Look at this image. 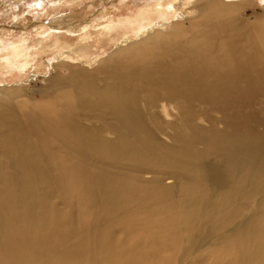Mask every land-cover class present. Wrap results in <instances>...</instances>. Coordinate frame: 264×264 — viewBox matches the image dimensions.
I'll list each match as a JSON object with an SVG mask.
<instances>
[{"label":"bare ground","instance_id":"bare-ground-1","mask_svg":"<svg viewBox=\"0 0 264 264\" xmlns=\"http://www.w3.org/2000/svg\"><path fill=\"white\" fill-rule=\"evenodd\" d=\"M126 1L82 41L93 23L60 13L0 27V76L45 52L105 67L53 106L0 103V264H264V24L244 12L264 0ZM137 37L148 56L110 66ZM64 176L94 227L51 201Z\"/></svg>","mask_w":264,"mask_h":264},{"label":"rangeland","instance_id":"rangeland-1","mask_svg":"<svg viewBox=\"0 0 264 264\" xmlns=\"http://www.w3.org/2000/svg\"><path fill=\"white\" fill-rule=\"evenodd\" d=\"M64 1L66 0H0V27L4 26V28H8V30H10V34H8L9 37L6 36V38L12 37L16 39L18 37H23V36L35 38V34L39 31L36 30L35 32V30L33 29L34 27L33 24L35 22H39V23L46 22L48 18L51 17V15L52 16L58 15L60 13L66 17H69L70 15L69 20L71 23H73L74 26H78L80 24H83L84 22L90 24L93 23L94 26L92 27V29H88L87 31H84V29H86L85 26L82 28V31H84L85 33L87 32L85 36L80 37V41H82L85 38H87V35L89 33L96 35L102 32V30H100V28H103L102 24L94 23V19L101 15V9L103 11L104 8H106L105 10H107L111 6L118 5V0L116 1L115 0H71L72 2L70 4H66L64 3ZM127 1L126 2L131 5H134L135 3L132 2L133 0H127ZM131 5L124 8L121 7L117 8L116 11L117 16L115 20H117L119 23L129 20L132 15L130 12L138 9V6H131ZM244 12L250 20L253 19V16L258 15L259 19H261L259 20V24H264V2H261L260 4L255 5L253 6V8L249 10H245ZM12 27H20V28L13 29ZM21 28H24L26 30L22 32ZM159 29L161 30V28H158L157 30L154 31H158ZM168 31H169L168 28H165V30H161L160 32L164 33ZM62 33L67 34L69 36L79 35V33L78 34H73L69 32L68 33L62 32ZM155 40L156 39H154V41ZM146 41H148L146 38L142 40L139 37H137L136 40L130 41L131 45L124 47V49L121 52L117 51L113 55H111L110 57L111 63L109 62L111 65L108 64V66L109 65L115 66L118 65V63L126 62L125 60L121 59V56H124V54L126 55L127 58H129V60L137 59L138 62L142 61L145 58V55L148 56L147 45L149 44L145 43ZM68 44L74 46V43H68ZM143 45H145L144 49H142ZM99 53L101 54V51H99ZM116 53L117 54L122 53V54H119L118 56H114ZM59 54L60 53L58 51H55L54 56H59ZM49 55L50 54L49 53L47 54V52L38 55L39 58H42L39 62L40 63L44 62V66H42V69L39 71H37L38 66L33 65L35 63H31V65L26 69L27 71L25 70L26 72L11 71V74L0 76V103L5 105L6 104L10 105L12 106V108L16 109L17 111H22L24 109L36 110L37 108H41L39 106H45V105L51 106L52 104L54 105L55 103H58L57 101L61 100L66 95L71 93L73 91V88L81 89L84 86V84L88 82V80H91L96 77H100L102 68H105L104 66L100 67V64L99 66L97 64L91 66L82 65V64L78 65L76 59L70 61V64H73L74 66L73 68H71L72 65L69 64L68 66H64L60 68L59 67L52 68L51 65L55 64L56 62L54 61V58L50 59ZM46 56H48L49 58L48 57H47L48 59L44 58ZM90 59H92V56L87 60ZM62 61L69 62L68 59H63ZM6 82H8V85L6 84ZM14 82H16L17 86L14 85ZM253 109H254L253 111H255L257 114L253 117V119L255 120L253 119L251 120V123H254L252 124V126L255 131L254 130L253 131L255 132V134L263 133L264 136V121H263L264 114H262L264 113V102L260 103V105L257 108H253ZM256 120L259 121L256 122ZM259 126H261V128ZM255 127H257L258 129L257 128L255 129ZM65 179H67L65 178V176L64 178L61 177L56 185L53 181V184L57 186L56 188L57 195L53 194L54 198H51V201L55 200V205L57 206L56 207L57 210L60 211L64 210L63 212L61 211L62 214H65V212H67L68 214L72 215L73 213L74 216L72 215V217L75 222L74 224L77 223L76 222L77 220L79 224L77 223L76 225L78 226L79 229L82 230V227L85 224L87 225L89 224L88 225L89 227H94L95 225L92 226V224L97 225L95 220L85 221L84 215L81 216L79 215L82 213L81 211H83L82 214H85L87 216L88 213L90 214V212L84 210L82 206L80 208V206L77 205V202L73 204L75 200H73L71 193L72 191L71 188H69L70 186V184H68L69 180L68 179L65 180ZM60 185H61V189L63 188V192H61L62 194L60 193V191L62 190H58V187ZM56 198H58V200ZM70 200L72 202H70ZM51 201L50 203L53 202ZM66 201L67 202L69 201L70 205ZM72 205L74 206L72 207ZM78 209H80L81 211ZM83 220L89 223H85ZM80 221H82V223H80ZM135 263L136 261H133V264Z\"/></svg>","mask_w":264,"mask_h":264}]
</instances>
